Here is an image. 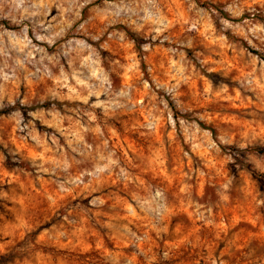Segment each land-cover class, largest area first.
Returning a JSON list of instances; mask_svg holds the SVG:
<instances>
[{
  "label": "rangeland",
  "instance_id": "1",
  "mask_svg": "<svg viewBox=\"0 0 264 264\" xmlns=\"http://www.w3.org/2000/svg\"><path fill=\"white\" fill-rule=\"evenodd\" d=\"M248 48L264 0H0V264H264Z\"/></svg>",
  "mask_w": 264,
  "mask_h": 264
},
{
  "label": "trees",
  "instance_id": "2",
  "mask_svg": "<svg viewBox=\"0 0 264 264\" xmlns=\"http://www.w3.org/2000/svg\"><path fill=\"white\" fill-rule=\"evenodd\" d=\"M129 35H130L135 41H137V42H142V39H140L139 37H137L134 33L130 32ZM248 49H249L251 52H253V53H255L256 55H258L261 59L264 60V56H263L260 52H258L257 50H254V49H252V48H248ZM172 109H173L174 111H176L175 108H172ZM201 125H203V124H201ZM212 131H214V130H212ZM223 147H225V146H223ZM253 150L256 151V152H258V153H264V148H263V147H256V148H253Z\"/></svg>",
  "mask_w": 264,
  "mask_h": 264
}]
</instances>
